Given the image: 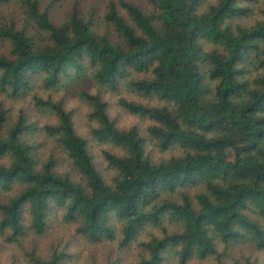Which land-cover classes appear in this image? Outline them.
<instances>
[{"label":"trees","instance_id":"16d2710c","mask_svg":"<svg viewBox=\"0 0 264 264\" xmlns=\"http://www.w3.org/2000/svg\"><path fill=\"white\" fill-rule=\"evenodd\" d=\"M10 1L20 5L36 32L25 24L0 25V39L10 46L9 54L0 53V92L18 98L35 78L54 87L90 71L102 87L126 83L166 99L164 106H151L121 98L120 105L153 120L148 131L162 149L176 145L184 151L153 161L138 128L117 127L107 102L86 93L93 106L89 116L98 123L90 128L92 135L121 150L103 151L113 170L107 181L71 113L61 103L35 96L37 107L59 119L39 127L58 140L82 173L83 180L75 181L54 171L52 159L40 165L26 140L36 123L22 112L8 124L10 114L1 109L0 189L15 191L0 201V236L6 242L21 246L30 232L45 233L51 217L59 215L93 243L114 237L113 219L120 221L121 244L138 238L143 249L134 264H189L193 258H212L216 264L229 258L233 264L230 249L237 244L264 252V0L258 6L263 18L236 33L221 24L254 11L242 0H219L205 11L201 0H149L150 12L121 0L130 21L111 2L106 17L120 33L116 41L95 32L76 12L56 24L52 5L0 0V7ZM203 38L225 42L228 53L204 52ZM202 57L208 66L201 65ZM248 58L256 73L246 71ZM131 70L151 76L133 77ZM207 75L218 82L214 94ZM148 227L161 232L142 239ZM25 255L26 264H62L70 256L56 246L47 255L36 249ZM246 259L245 264H258Z\"/></svg>","mask_w":264,"mask_h":264},{"label":"rangeland","instance_id":"374dc122","mask_svg":"<svg viewBox=\"0 0 264 264\" xmlns=\"http://www.w3.org/2000/svg\"><path fill=\"white\" fill-rule=\"evenodd\" d=\"M135 5L140 6L146 12L154 9V5L149 0H126ZM219 0H201L200 11L208 10L211 5H216ZM116 4L119 13L124 14L128 21L129 16L126 15L125 9L121 5V0H41V7L45 8L52 5V20L56 24H61L68 19L70 15L76 12L79 16L85 17L92 24L95 32L99 34H108L113 41L118 40L119 31L107 20V14L110 9V3ZM240 4L243 6L252 7V13H245L242 16H233L226 18L221 24V29L227 30L229 33H236L238 27L250 28L254 25L256 18L262 19L263 15L258 6L263 7V1L258 0H242ZM22 13V9L15 1H10L0 7V25L14 24L16 28L26 25L28 30L36 32L32 25H29ZM201 44L204 52L217 51L220 54L228 53V46L223 41L208 40L203 38ZM0 53L9 54V42L0 39ZM209 59L202 57L201 65L208 66ZM242 64L239 65V67ZM247 70L250 73H256L253 65L250 64V58L246 62ZM133 77H150V73H144L137 70H131ZM206 81L209 82V90L211 94L215 93L217 81L209 79L206 76ZM212 89V90H211ZM99 94L102 100L107 102V113L110 119L114 120L116 126L122 129L137 127L139 132L146 137V153L149 157L159 162L170 159L173 156H178L183 153L184 148L181 146H172L171 148L162 149L157 144L156 140L150 136L148 131L149 126L154 122L151 118L142 117L139 114L128 111L120 105V99L138 101L151 106H164L167 104L166 99L162 98L158 93H147L137 91L127 86L126 83H119L118 87H102L98 85L88 71L83 77L67 79L59 86L48 87L39 78H35L33 86L22 97L14 98L6 93L0 92V110L5 109L9 117V123L18 119L20 113L27 116L29 123H36L38 128L33 131L28 137V144L35 149L40 165L52 159L54 161L53 170L68 175L75 181H82V173L76 167L67 151L63 149L58 140L50 136V134L41 129L39 126L43 124H57L58 117L54 111L46 110L37 107L35 96L42 99H50L53 102L61 103L62 107L71 113V119L76 132L88 141V150L93 156L99 170L104 178L109 181L113 175V170L109 168L104 156V150H109L113 153H121L117 146L99 141L91 133L92 126H98L90 116L93 111V106L87 100L85 94ZM2 162H7L1 159ZM192 191V190H191ZM15 191H7L0 189V201H7L9 195ZM177 195L168 194V197L173 198ZM115 228L114 237L105 239L97 243H93L88 239L79 237L76 234V225L67 223L61 220L59 215L51 217L49 227L43 234H30L23 240L22 245L11 244L5 241L4 237L0 236V264H26V252L36 249L40 255H47L52 246L67 250L70 256L63 261L62 264H134L141 255L142 247L139 245V239L132 240L128 245H122L123 240L121 222L113 219ZM160 234V229L157 227H148L142 230V239H148L150 234ZM233 253V264H245L246 258L258 264H264V252L255 251L249 244H237L230 249ZM170 264H174V260H170ZM189 264H216L212 258L197 259L193 258ZM223 264H232L231 260L223 259Z\"/></svg>","mask_w":264,"mask_h":264}]
</instances>
